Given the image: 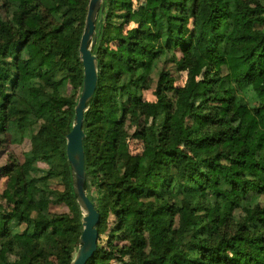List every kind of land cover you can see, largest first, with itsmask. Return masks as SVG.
<instances>
[{"label": "trees", "instance_id": "obj_1", "mask_svg": "<svg viewBox=\"0 0 264 264\" xmlns=\"http://www.w3.org/2000/svg\"><path fill=\"white\" fill-rule=\"evenodd\" d=\"M89 1L0 0V264H72L80 247L67 135ZM151 1L143 18L104 0L96 21L83 129L100 237L87 264H264V0ZM168 62L185 84L159 81L147 101L148 71ZM26 140L21 162L9 148Z\"/></svg>", "mask_w": 264, "mask_h": 264}, {"label": "water", "instance_id": "obj_2", "mask_svg": "<svg viewBox=\"0 0 264 264\" xmlns=\"http://www.w3.org/2000/svg\"><path fill=\"white\" fill-rule=\"evenodd\" d=\"M103 3L104 0L89 1L85 30L79 48L80 58L84 66V84L75 108L73 129L67 135V158L71 165L74 193L83 213L80 247L72 264H87L97 252L100 237L97 229L100 214L89 198L85 187L87 181L84 150L86 134L83 125L85 113L89 109L98 83L97 57L93 55L92 49L97 42L96 21L99 18Z\"/></svg>", "mask_w": 264, "mask_h": 264}, {"label": "rangeland", "instance_id": "obj_3", "mask_svg": "<svg viewBox=\"0 0 264 264\" xmlns=\"http://www.w3.org/2000/svg\"><path fill=\"white\" fill-rule=\"evenodd\" d=\"M123 2L126 3H130V5H132L133 7V12L138 15L141 16L143 18H145L147 10L149 8V6L151 5L152 1L151 0H132V1H128V0H122ZM134 24H131L130 27H133ZM233 64V63H232ZM236 64V63H235ZM233 64L232 65V70L235 69V67H237V65ZM202 69V68H201ZM161 71L166 72L167 75H160ZM152 80H153V86L150 90L145 92V99L149 102H155L156 98L154 96V91L156 89V85L159 81L165 82L166 80H168L169 78H174L175 79V86L176 87H181L185 84L186 80H187V74L188 71L186 69H184L183 71L179 72L177 71L176 67L174 64L171 63H160V66L155 70V71H148ZM200 75H202V70H200ZM206 90V86L203 84H199L198 87V91L200 93L205 92ZM63 92L66 95L67 98L71 97L72 95H74V90L71 87V85L66 82L64 84V88H63ZM245 120H249L250 117H244ZM134 131V129H129V134H132V132ZM129 138L125 139V145L124 148H126V145H128V147L132 150H135L137 145L135 143V141H133L132 139L128 140ZM138 147H140L138 145ZM31 148V143L29 140H26L22 145H13L11 146L10 152L13 153L17 159L21 162H23L24 160V154L29 151ZM8 155L5 153V151H1L0 149V167L5 166L6 164H8ZM5 180H2L0 183V191L2 192L5 186ZM53 186L55 188L58 189H63L61 183L59 182V180H55L53 182ZM93 196L96 198V192H93ZM36 213H41L44 215H49V214H62L65 212H69L67 207L64 205L61 206H52V205H46V204H41V206L36 209Z\"/></svg>", "mask_w": 264, "mask_h": 264}]
</instances>
